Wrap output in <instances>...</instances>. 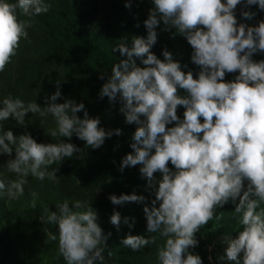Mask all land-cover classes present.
Masks as SVG:
<instances>
[{
	"label": "clouds",
	"instance_id": "clouds-1",
	"mask_svg": "<svg viewBox=\"0 0 264 264\" xmlns=\"http://www.w3.org/2000/svg\"><path fill=\"white\" fill-rule=\"evenodd\" d=\"M240 3L154 0L155 7L144 21L147 38L134 37L131 46L121 38L112 49L125 58L113 64L99 96L107 97L110 104L119 100L125 122L138 125L130 145L135 154H126L119 170L142 165L140 173L149 186L154 173L162 174L155 199L143 208L147 232L158 235H127L121 243L137 250L163 238L157 251L159 264H202L199 255L188 251L198 244L195 234L210 220L220 219L215 214L218 206L236 202L237 198L234 212L240 217L242 229L235 238L224 237L227 247L219 259L264 264V60H252L254 53L264 52V21L247 28L238 24L234 10ZM245 3L264 10V0ZM50 7L44 0H0V71L16 55L21 38L28 39L31 18L48 12ZM18 10L29 19L19 20ZM242 15L248 19L252 16L247 11ZM161 21L165 31L175 29L191 45V61L201 69L198 78L191 71H182L169 51L163 50V61L150 51ZM133 57L143 58L144 67L137 66ZM226 72L239 74L234 81L225 82ZM178 87L188 95H177ZM60 96L57 87L43 107L11 96L3 99L0 121L12 117L24 125L26 113L51 115L56 127L47 134L58 142L37 143L27 133L14 136L11 130L3 131L0 153L12 157L15 152L6 168L16 178L0 179V195L11 200L23 196L29 175L59 183L58 168L51 166L81 152L59 138L75 134L96 149L113 135V130L98 126L99 118H90L86 111L83 118L76 115L84 110L83 103L72 99L57 103ZM177 106L185 109L183 120L177 116ZM172 122H176L174 126L166 127ZM114 131L121 135L120 129ZM169 162L175 171L169 168ZM109 199L119 205L145 198L121 194L110 195ZM31 206L35 208V200ZM57 209L47 216V222L57 226L58 234H49L47 240L57 242L58 254L66 264L103 261L107 237L91 203L77 200L70 207L65 201ZM120 221V214L113 212L110 222L119 227Z\"/></svg>",
	"mask_w": 264,
	"mask_h": 264
},
{
	"label": "trees",
	"instance_id": "trees-1",
	"mask_svg": "<svg viewBox=\"0 0 264 264\" xmlns=\"http://www.w3.org/2000/svg\"><path fill=\"white\" fill-rule=\"evenodd\" d=\"M44 2L51 6L49 11L31 18L32 26L27 29L28 39L21 38L16 55L0 71V106L4 98L11 96L25 103L36 102L43 107L46 98L59 87L61 96L57 103L65 99L83 103L84 110L76 115L83 118L86 111L90 118H99L98 126L106 131L113 130V135L96 149L87 146L75 134L70 138H59L81 149L73 157H65L51 166L58 168L56 175L59 183L47 178L40 181L29 175L23 196L11 200L6 195H0V264H66L58 254L57 242L47 240L49 234H58L57 226L49 224L47 216L58 210V204L67 201L72 207L77 200L91 203L98 214L97 222L107 237L102 252L104 259L96 264H159L157 251L158 246L163 244V238H159L156 244L137 250L122 245L121 241L127 235H158L147 232L143 208L150 206L155 199V189L162 174L154 173L155 179L149 186L140 173L142 165L119 170L121 159L128 153L135 154L130 145L134 142L132 137L138 125L125 122L123 114L119 112V100L110 104L107 97L99 96L102 85L111 75L113 64L125 58L118 51H113V47L121 42V38H126L129 46L134 37L147 38L144 21L149 10L155 7L154 0ZM222 2L226 3V0ZM243 11L251 13V18H245ZM234 15L237 23L246 28L258 26L259 22L264 21V10L258 5H246L245 0L236 6ZM18 19L23 21L29 18L18 10ZM156 32L157 41L150 51L162 61L163 50L169 51L173 59L180 63L182 71H191L193 77L198 78L201 69L192 63L193 49L185 37L176 34L175 29L165 31L162 21ZM142 59L133 57L137 66L144 67ZM252 60H264V52L254 53ZM238 74L226 72L224 81H234ZM177 95L184 97L188 93L178 87ZM184 111L183 106H177L180 120H183ZM200 120L202 123L203 118ZM175 123L166 127H172ZM55 127L51 115L41 117L29 112L25 115L24 125L18 124L12 117L0 121V134L11 130L14 136L27 133L37 143H56L57 138L47 134ZM115 129H120L121 135H115ZM14 155V151L12 157L0 153V179L16 178L6 168L7 161ZM168 166L175 171L171 162ZM121 194H136L145 199L112 204L109 196ZM33 200L35 208L31 206ZM235 203H238V198L236 202L230 200L217 207L215 214L220 219L213 220L217 234L236 236L242 229L240 217L234 212ZM261 207H264V203ZM113 212L120 214L119 227L110 222ZM195 238L198 244L188 251L199 255L202 264H209L199 230Z\"/></svg>",
	"mask_w": 264,
	"mask_h": 264
},
{
	"label": "rangeland",
	"instance_id": "rangeland-1",
	"mask_svg": "<svg viewBox=\"0 0 264 264\" xmlns=\"http://www.w3.org/2000/svg\"><path fill=\"white\" fill-rule=\"evenodd\" d=\"M247 181H244L245 188L247 187ZM216 224L213 220H210L207 224L200 227L199 232L205 242V248L207 251V260L209 264H237V261H229L226 258L221 260L220 256L225 255V248L227 244L224 242V235L216 233ZM229 238H235L236 236H228ZM241 253V257H242ZM211 257V259H209ZM242 264V260L240 262Z\"/></svg>",
	"mask_w": 264,
	"mask_h": 264
}]
</instances>
